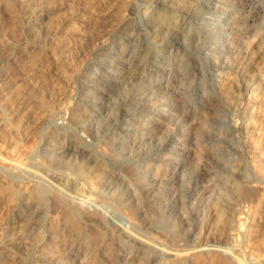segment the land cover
I'll return each instance as SVG.
<instances>
[{"label":"rangeland","instance_id":"1","mask_svg":"<svg viewBox=\"0 0 264 264\" xmlns=\"http://www.w3.org/2000/svg\"><path fill=\"white\" fill-rule=\"evenodd\" d=\"M263 46L264 0H0V264H264Z\"/></svg>","mask_w":264,"mask_h":264},{"label":"bare ground","instance_id":"2","mask_svg":"<svg viewBox=\"0 0 264 264\" xmlns=\"http://www.w3.org/2000/svg\"><path fill=\"white\" fill-rule=\"evenodd\" d=\"M262 47V46H261ZM264 47V46H263ZM264 50V49H263ZM263 52V51H262ZM76 112V111H75ZM77 119V118H76ZM167 123V122H166ZM155 134V133H154ZM159 134V133H158ZM157 134V135H158ZM158 137V136H157ZM156 138V137H155ZM132 169V168H131ZM133 179V178H132ZM131 179V180H132ZM133 181V180H132ZM133 185V184H132ZM44 187V186H43ZM45 188V187H44ZM37 189L36 193L39 196H44L47 192L46 189ZM142 188V187H141ZM35 193V192H34ZM11 195L15 200H18L20 198V194L19 192H17L16 190L12 189L11 190ZM55 198L58 199V204L61 208V215L62 218L67 222V224L72 225L73 227L82 229V225L80 223V220L82 219L81 215L77 212V210L74 207H71L67 201H69L68 197L66 195H64L61 192H55ZM143 198V197H142ZM71 202V201H70ZM141 205L145 208L149 207V205L151 204L150 201H146L144 198L142 199ZM73 204V203H72ZM56 208V206H54ZM54 208V209H55ZM58 215V214H57ZM130 219L134 218L135 214L133 212V210H130V212L128 213ZM95 218V217H94ZM97 219V218H96ZM92 219H90L91 221ZM88 221V220H87ZM99 221V220H97ZM94 222V221H93ZM94 224V223H93ZM101 226V225H100ZM103 227V226H102ZM97 228V227H96ZM18 229V228H17ZM16 229V230H17ZM26 229V228H25ZM28 230V229H27ZM115 232V231H114ZM118 233V232H116ZM25 234V233H24ZM68 235V234H67ZM113 235V234H112ZM69 237V236H68ZM24 238V237H23ZM53 241V240H52ZM54 242V241H53ZM68 243V242H67ZM216 246V245H215ZM221 251V250H220ZM236 259V258H235ZM237 260V259H236ZM234 262V261H233ZM240 262V261H239ZM241 264V263H239Z\"/></svg>","mask_w":264,"mask_h":264}]
</instances>
